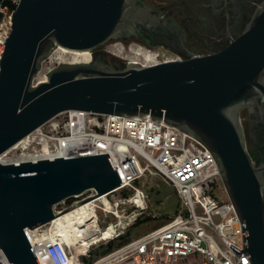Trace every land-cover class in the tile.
Listing matches in <instances>:
<instances>
[{
  "label": "water",
  "instance_id": "1",
  "mask_svg": "<svg viewBox=\"0 0 264 264\" xmlns=\"http://www.w3.org/2000/svg\"><path fill=\"white\" fill-rule=\"evenodd\" d=\"M142 22L134 0H19L0 61V155L66 111L163 120L214 157L243 224L244 253L264 264V182L246 146L240 111L260 103L264 123V5L223 50L104 71L62 65L33 84L55 48L91 54ZM120 187L107 156L0 164V249L9 264H38L34 230ZM76 201L62 211L63 202Z\"/></svg>",
  "mask_w": 264,
  "mask_h": 264
},
{
  "label": "built area",
  "instance_id": "2",
  "mask_svg": "<svg viewBox=\"0 0 264 264\" xmlns=\"http://www.w3.org/2000/svg\"><path fill=\"white\" fill-rule=\"evenodd\" d=\"M11 14L0 6V61L11 30ZM160 58H153L154 64L181 61L176 56ZM93 156L109 158L120 187L84 205L94 210L96 235L102 238V231L111 226L114 233L98 243L85 246L82 242L70 248L55 236L51 223L25 229L38 264H85L83 258L91 250L124 234L148 209V195L140 185L147 174L158 175L173 188L179 199L177 215L88 264H251L244 253L247 233L234 206L229 199L216 196L221 179L214 157L197 140L163 120L66 111L2 153L0 164L19 166ZM67 203L55 210L62 211ZM127 206L134 208L133 214L137 212L130 223L120 220L127 219ZM99 211L103 226L97 221ZM109 215L118 221L108 223ZM0 264H9L1 249Z\"/></svg>",
  "mask_w": 264,
  "mask_h": 264
},
{
  "label": "flooded vegetation",
  "instance_id": "3",
  "mask_svg": "<svg viewBox=\"0 0 264 264\" xmlns=\"http://www.w3.org/2000/svg\"><path fill=\"white\" fill-rule=\"evenodd\" d=\"M142 22L114 40H130L147 49L159 48L157 56H176L181 60L207 56L225 49L248 27L264 0H134ZM89 64L104 71H121L141 64L120 61L97 48ZM246 146L252 160L261 168L264 182V123L258 100L240 111ZM245 124V127H244Z\"/></svg>",
  "mask_w": 264,
  "mask_h": 264
},
{
  "label": "rangeland",
  "instance_id": "4",
  "mask_svg": "<svg viewBox=\"0 0 264 264\" xmlns=\"http://www.w3.org/2000/svg\"><path fill=\"white\" fill-rule=\"evenodd\" d=\"M102 48L103 51L111 53L112 55H114V57H116V59L120 61H125L126 59V60L137 61L140 63H145L144 62L145 57L150 56L151 58H155L157 55H159V53L161 54V50L159 48L155 50H150L130 40H118V39L112 40L106 43L104 46H102ZM59 56H60L59 51L57 50V48H55L46 58H44L41 61L39 66V71L33 80V84H37L38 82L47 79L48 74L51 71L59 68L62 65H66L59 63L58 60ZM160 57L162 58V56ZM166 57H172V56H166ZM140 185L143 186V190L148 195V201H147L148 209L139 218H147L153 216V214L158 215V217L161 216L163 217L167 215L172 216L175 214V208L177 205H179V199L173 188H171L169 185L163 182V180L158 175L155 174L145 175L141 180ZM87 196L88 194L82 196L81 198L74 199L71 201L76 202ZM216 196L217 198L223 201H226L228 199L221 182L220 184H218V193ZM72 202L70 203V205L72 204ZM70 205L68 203L66 204V206H70ZM127 209L129 215H127V219L121 218L120 219L121 222L130 223L132 217L137 214L136 211L133 214L134 212L133 207L127 206ZM96 216L98 223L101 224L102 226L105 225L104 223H101L104 219L103 213L99 211L96 213ZM107 218H108L107 219L108 223H116L118 221L111 215H109ZM159 222H161V220L156 219L154 222H151L149 224H144L135 228L131 234L132 239H135L143 235L144 233L149 231L152 227L158 225ZM88 223L91 229H89V231L87 232V234L89 233L88 235L86 236L84 235L86 239L85 243L90 242L91 238H93L91 237V234H93V232L91 231L93 229L92 226L93 221H89ZM132 225L133 224H130V226L127 227V229L130 228ZM127 229L124 231V233L127 231ZM101 244L104 245L105 243H101Z\"/></svg>",
  "mask_w": 264,
  "mask_h": 264
},
{
  "label": "bare ground",
  "instance_id": "5",
  "mask_svg": "<svg viewBox=\"0 0 264 264\" xmlns=\"http://www.w3.org/2000/svg\"><path fill=\"white\" fill-rule=\"evenodd\" d=\"M60 56L58 57L60 64L66 65H77V64H88L90 62V54L88 52L82 51H72L67 50L61 47H58ZM145 63H141L140 65L149 66L155 63V60L150 56L144 58ZM46 79L40 81L43 82ZM39 83V82H38ZM102 198V197H100ZM94 210L92 207L82 205L78 208H75L72 211H69L65 214H60L57 218H55L51 222L52 230L55 236L60 237V241H62L67 247L74 248L77 247L78 243H82L85 246L92 245L94 243H98L103 241L104 239H108L114 233V227H109L107 230H103L102 234L104 235L102 238L100 235H96L94 229L91 231V241L85 243L84 235H88L89 231V221L94 220ZM90 237V235H89Z\"/></svg>",
  "mask_w": 264,
  "mask_h": 264
},
{
  "label": "trees",
  "instance_id": "6",
  "mask_svg": "<svg viewBox=\"0 0 264 264\" xmlns=\"http://www.w3.org/2000/svg\"><path fill=\"white\" fill-rule=\"evenodd\" d=\"M18 1L19 0H0V6L7 8L8 12L12 13L15 10ZM127 195H128L127 193H124V196H127ZM71 202L72 201H68L69 204ZM178 210H179V205L176 206L175 214L172 216L167 215V216H163V217L161 216L159 218H152L151 216L147 217V218H137L136 221L133 223V225L130 228H128L124 234L118 236L117 238L109 241L108 243H106L104 245L102 244V245L94 248L93 250H91L88 253V257L83 258L84 263L88 264V263L96 260L97 258L102 257L104 255H107V254L111 253L112 251L119 249L120 247L124 246L125 244H127L129 241L132 240L131 234H132L133 230L135 228L141 226V225L149 224L151 222H154L156 219H160L161 222H159L158 225H156L155 227L161 226L162 224L168 222L170 218L177 215ZM155 227H152L151 229H153Z\"/></svg>",
  "mask_w": 264,
  "mask_h": 264
}]
</instances>
